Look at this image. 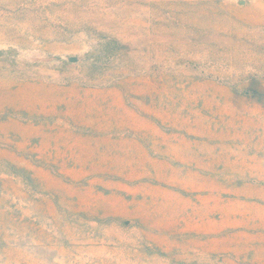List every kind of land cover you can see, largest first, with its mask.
<instances>
[{
  "label": "rangeland",
  "instance_id": "obj_1",
  "mask_svg": "<svg viewBox=\"0 0 264 264\" xmlns=\"http://www.w3.org/2000/svg\"><path fill=\"white\" fill-rule=\"evenodd\" d=\"M0 264H264V0H0Z\"/></svg>",
  "mask_w": 264,
  "mask_h": 264
}]
</instances>
